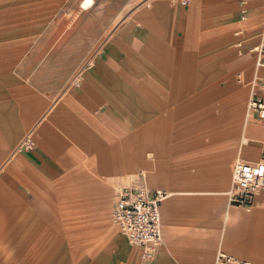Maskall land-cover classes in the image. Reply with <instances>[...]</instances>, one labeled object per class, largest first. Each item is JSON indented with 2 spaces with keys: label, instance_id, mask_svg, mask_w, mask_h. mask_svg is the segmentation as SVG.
Segmentation results:
<instances>
[{
  "label": "rangeland",
  "instance_id": "374dc122",
  "mask_svg": "<svg viewBox=\"0 0 264 264\" xmlns=\"http://www.w3.org/2000/svg\"><path fill=\"white\" fill-rule=\"evenodd\" d=\"M83 1L0 0V168L33 133L34 148L18 157L23 153L29 157L47 143L61 162L62 173L53 193L60 211L45 213L42 230L36 227L35 207H30L35 198L34 170H17L24 178L22 193L15 190L19 186L15 180L5 178L10 170L0 171V264H27L29 252L39 254L40 264H114L108 242L122 236L113 225V206L121 188L142 182L170 194L163 207L164 241L154 259L142 258L147 264H215L220 253L262 264L238 255L234 241L245 235L254 217L264 215V191L253 205L242 208L229 205L224 196L236 159L254 160L240 144L244 125L261 126L264 139V122L249 107L254 62L240 67L244 61L240 59L236 68H229L223 53L213 61L205 59L212 50L205 28L216 16L210 5L215 2L233 16L227 0H208L205 5L191 0L187 6L182 5L184 0H94L87 8ZM176 6L183 7L178 35L172 32L170 18ZM263 19L264 15L254 26L261 29ZM235 30L229 42L232 37L244 38L234 37ZM132 36L139 38L138 47L133 46ZM241 51L246 52L243 47ZM107 55L117 67L111 72L101 67ZM211 63L219 76L208 69ZM102 77L108 82L126 78L133 92L123 84L122 94H116L115 82L98 83ZM219 80H223L220 86ZM229 86L233 98L229 104L218 94L202 105L194 100L197 111L185 109L193 102L184 98L185 92L198 89L211 95ZM97 87L108 93V101L97 107V112L108 114L106 135L96 121L99 113L96 116V111L69 100L81 91L99 98ZM128 93L136 96L135 106L129 100L132 112L123 114L115 105L125 111ZM5 126L17 131L11 141L5 138ZM177 127L183 134L177 144L183 148L174 155L170 130L174 138ZM256 138L251 137L252 144L259 146ZM101 140L106 147L99 148ZM105 150L117 158L122 171H116L111 161L98 165V154ZM227 150L230 158L223 166ZM100 165L104 172L99 174ZM161 176L167 184L160 182ZM89 177L105 184L101 199L106 204L100 210L69 211L70 204L80 199L73 193L88 189ZM5 197L10 200L6 206ZM248 216L252 220L247 223ZM53 222L59 226L54 231L47 228ZM123 243L130 247L125 239Z\"/></svg>",
  "mask_w": 264,
  "mask_h": 264
},
{
  "label": "crops",
  "instance_id": "0c3cea01",
  "mask_svg": "<svg viewBox=\"0 0 264 264\" xmlns=\"http://www.w3.org/2000/svg\"><path fill=\"white\" fill-rule=\"evenodd\" d=\"M93 1L94 0H92L91 3L89 5H87L88 0H84L83 1V7L87 8V7L91 6L93 4L92 3ZM198 1L199 2L201 1L200 2L201 5H205V3L208 0H198ZM241 1L242 0H227L226 3L228 5H230L231 10L234 12L233 16H231L229 13H227L226 12L227 10L225 8L216 7L218 5L215 2H213L210 5L211 7L213 6L212 8L216 11L215 12L216 16L210 18V20L207 22V26L205 28V33H206V36L208 39V43L210 46H212V50L209 49V51L211 50V52H209V54L207 56H205V59H208V61H213L216 57H219V55H221L223 53L225 55V57H224L225 61H228L227 64H228V66H230L229 68H236L237 62L240 59H244V61L240 64V67L241 66L242 67L249 66L248 61H252V62H254V73L256 76V57L254 54L250 53L249 50L254 48L255 46H257L261 41V36H260L259 40L256 42L258 30H260L259 32L261 34V29H262L264 19H263V22L260 26L261 29H258L257 26H254V23H255V25L260 23L263 15H264V0H245L246 5L244 8H246L248 10V16H247V19L245 21L241 20V14H240V11H238V7H241V4H240ZM171 11H172V14H171L170 18H171V24H172V32H174L178 35L179 34V28H180V22L182 19L183 7L176 6V7L172 8ZM238 14H239V16H238ZM218 15L220 17H218ZM233 28H236V30L233 34L234 37H235V33L237 31L242 30L244 32V35H243L244 38L235 39L232 37V41L229 42V40H230L229 36H230ZM132 37H133V39H132L133 46L138 47L140 44L139 38H136V36H132ZM139 37H140V35H139ZM243 41L246 42V43H244V48L246 50L245 54L242 51H240V48L238 47V44L242 43ZM251 44H252V46H251ZM232 46H233L234 50L232 49ZM107 57H108L107 61H106L107 64L105 62H103L101 64V67L104 69H107L108 71H110L111 68L117 69V67L114 63L115 61L113 60V57H111L110 55H107ZM208 69L212 70L213 75L219 76V69L216 68L215 65H213L212 63L209 65ZM258 75L260 77H264V69L260 70L258 72ZM119 78L117 77L116 80L113 78V80H111V82H108L107 78L103 79V77H102L99 80L101 82L98 81V83L99 84L103 83L104 85H106V82H108L110 84L115 82L116 87H115L114 92L116 94H119L120 91L122 94V92H123L122 89H123V84H124L126 86L127 92L129 91V93H132L134 88H132L131 86H129V87L127 86L129 81H127L126 78L122 79V80H120L121 78L120 79ZM98 83H97V81L95 82V84H97V85H98ZM222 83H223V80H219L217 85L220 86ZM104 88L105 87H102V88L97 87V89H100L98 92L100 95L99 98L93 97V96H91V94L81 91L80 93L72 94V97H70L69 100L78 101V104L82 105L83 107H86L87 111H89V112H92L93 110L96 111V116H97L99 113V112H97V107H99V105L103 104L105 101H108V93H106ZM229 89H230V86L226 89L221 90V92H219V93H218V90L215 89L217 93H214L211 95L203 94V93H201L202 90L198 91V89H197V91L191 90L190 92H185L184 98H186L187 100L189 99V100L193 101V102L187 104L185 109L187 111H197V108H194V106L197 105V102H194V100L195 101L201 100V102H202L201 105H202L205 103V100H211V99L218 97V94L220 96L224 97V103L225 104L226 103L229 104V102H231L233 99L232 96L229 95ZM101 90H103V91H101ZM129 93H128V96H125V99H124V101L126 102L125 105L127 106L125 108V111L120 109V108H123V106L115 105L117 110L119 112L121 110V112L123 114H129L130 112H132L131 111L132 105L130 107L128 105L129 100L133 101V106H135L134 101H135L136 96H133ZM65 105H68V104H65ZM154 105H156V101H154ZM63 107H62V109H63ZM140 107H141V100L139 97L138 101H137L136 108L139 109ZM154 111H155V109H154ZM182 111H183V114L187 115V113L184 112V109ZM107 117H108V114H106V113L101 114V112L99 113V117L98 118L96 117V121L101 124L100 128H103L102 132L104 133V135H106L107 121H109ZM262 122H264V121H262ZM175 126H177V125H175ZM7 128H8L7 126H5L3 128L5 138H7L8 141H11V139H13L16 136L17 131L12 130L11 131L12 133H11L10 131L7 130ZM173 130H175V134H174L175 136L173 138L172 130H170L171 140H170V146L169 147H170V149H174V155H175L177 153L176 151L178 148L181 150L183 148L182 144H180V145L177 144L178 137H180V140H182L183 134H182L181 128L178 129V127H177L176 129H173ZM243 130H244L245 135L241 138L240 144L243 147H245V154L254 160L245 159V158H241V157L238 159H243L244 161H248V162L260 161L261 160V159H259L260 155H262L263 150H264L263 149L264 148L263 147L264 146V139L261 138L262 127L255 124L254 122H250V123H248V124L246 123L244 125ZM239 135H240V133H239ZM253 136L257 137L255 139V142L257 144H259V146H255L252 144L253 142L251 141V137H253ZM173 140L175 141L174 145H172ZM166 143H167V140H166V136H165V148L168 147V145ZM101 147H106L105 142L103 143L102 140L99 143V148H101ZM51 149H52V147L48 146L47 143H44L43 147H41L40 149L38 148L35 153H30L29 157L27 154L25 155L24 153L18 157V154L20 153V151H16V153L14 155H12L11 158L9 160H7L2 165V167L0 168V171H3L5 169L10 170L9 173L8 172L6 173L5 178H7V176L9 175L11 179L15 180L17 182V184L19 185L15 188V190L16 191L19 190L21 193H22L23 189L25 190V184H24V180H23L24 178L21 177L20 174H18L19 172H17V170L22 169L24 167L28 168L30 170V172H32L34 170V172L36 173L35 187H34V189L31 188V186L29 188H31V190H34L35 198L32 200V202H30V207L31 208L35 207L34 211H35L36 217L40 221L39 222L38 220H36L37 221L36 227H38L42 230H43V227H45L44 222H45V218L47 217L45 215V213L60 211V207H59L60 203H58L55 200L53 193H55L57 191L56 186L59 185V180L62 179V173L60 171L61 162L54 158L53 150H51ZM138 154H139V150L138 151L136 150L135 156L137 158H138ZM224 156H225L226 160L224 159L222 161L223 166H224V163L226 164V162L228 161V158H230V152L227 150L225 152ZM98 157H100L98 159V165L102 162H104V164H105V163L111 161V162L115 163V165H116L115 170L116 171H118V170L122 171L123 170V167L118 168L117 158L109 156L108 153H106V150L103 152L101 151L98 154ZM133 157H134V155H133ZM255 159H257V160H255ZM134 160L135 159H133V161ZM102 168H103V165H100L99 167H97V171L99 172V174H100V171L104 172V170ZM81 176H83V174H81ZM89 178H90V180L88 181L89 182V185H88L89 188L88 189L83 188L77 194L73 193L74 196L77 195V196H79L80 199H78L73 204H70V207H68L69 211H71V210L80 211L82 209L85 211L86 210L92 211V210H96L97 208H98V210H100L101 206L106 204L107 201L101 199V198H103V196L101 195V186L102 185L105 186V184H103V183L101 184L97 178H93V177H89ZM159 179H160V182L162 184H167L166 183L167 179L163 178L162 176H161V178L159 177ZM231 182H232V179H231ZM11 184H13V183H11ZM19 187H21V188H19ZM150 189H152V190H163V189H157V188H150ZM230 189H231V183H230L229 188L224 192V196H225L228 204H229V202H228L227 193L230 191ZM163 191H165V190H163ZM45 192H46L47 198L44 197ZM49 193H52V194H49ZM28 194H29V192H28ZM49 195H51L53 197H50ZM169 197H170V194H169ZM5 198H7V199H4L5 206H6V204L7 205L9 204L10 200H9V197H5ZM164 203L162 204V207H161V214H162V220H163V241H164V219H163ZM233 207H235V206H233ZM245 220H246L245 222L248 223L250 220H252V218H250L248 216V217H246ZM253 221L255 222L253 225L249 224L245 228V230H246L245 235H243L242 238H237L234 241L239 246L238 247L239 249H236L234 251L238 255L242 256L245 254L247 257H251L253 259H256L260 263L264 264V215L263 216L261 215V217H259V218L254 217ZM58 227H59L58 224H56L55 222L51 223L50 226L47 225V228H52L53 231L55 228H58ZM124 239L125 238L122 236L123 241H124ZM122 240H120L119 238H114V239L109 240V242H108L109 245L107 244L108 245L107 250L111 251L112 257L114 260V264H147V262L142 260L140 250L127 247L123 243ZM40 242H43V241L41 240ZM88 242H92V240H88ZM105 242H106V240H105ZM126 243H127V241H126ZM228 254H230V253H228ZM230 255H233V254H230ZM233 256H236V255H233ZM236 257H238V256H236ZM238 258H240V257H238ZM35 260H36V264H40V261L42 262L39 254L37 255V253H33V252L31 254V252H29L27 255V260H26L27 264H34ZM245 260H248V259H245Z\"/></svg>",
  "mask_w": 264,
  "mask_h": 264
},
{
  "label": "built area",
  "instance_id": "2783aa9c",
  "mask_svg": "<svg viewBox=\"0 0 264 264\" xmlns=\"http://www.w3.org/2000/svg\"><path fill=\"white\" fill-rule=\"evenodd\" d=\"M191 0H184L187 6ZM241 20L247 19L245 0L241 1ZM244 32L235 34L236 38ZM244 43L240 45L244 48ZM256 57V76L253 82L254 95L250 102L260 120L264 121V77L258 72L264 69V22L261 29V41L249 50ZM35 146L33 133L28 134L18 146V151H29ZM144 177V176H143ZM264 191V158L258 162H248L237 159L232 174L231 189L227 193L228 202L235 207H249L255 203L257 195ZM169 198L163 190H152L142 182L136 187H123L118 193V199L113 206V225L125 238L131 248L141 251L144 260L154 259L158 248L163 242L162 204ZM215 264H258L252 260H245L228 253L217 255Z\"/></svg>",
  "mask_w": 264,
  "mask_h": 264
},
{
  "label": "bare ground",
  "instance_id": "6f19581e",
  "mask_svg": "<svg viewBox=\"0 0 264 264\" xmlns=\"http://www.w3.org/2000/svg\"><path fill=\"white\" fill-rule=\"evenodd\" d=\"M91 1H92V0H88L87 5H89V4L91 3ZM92 3H93V2H92ZM243 9L247 11V12H246V15L248 16V10H247L246 8H243ZM241 31H242V30H239V31H237L236 33L241 32ZM236 33H235V34H236ZM240 45H241V43L238 44V47H239V48H240Z\"/></svg>",
  "mask_w": 264,
  "mask_h": 264
}]
</instances>
